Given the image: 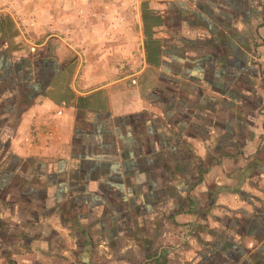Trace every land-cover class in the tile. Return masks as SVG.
I'll return each mask as SVG.
<instances>
[{
    "label": "crops",
    "instance_id": "crops-1",
    "mask_svg": "<svg viewBox=\"0 0 264 264\" xmlns=\"http://www.w3.org/2000/svg\"><path fill=\"white\" fill-rule=\"evenodd\" d=\"M135 1L123 73L0 13L1 264H264V0Z\"/></svg>",
    "mask_w": 264,
    "mask_h": 264
},
{
    "label": "rangeland",
    "instance_id": "rangeland-1",
    "mask_svg": "<svg viewBox=\"0 0 264 264\" xmlns=\"http://www.w3.org/2000/svg\"><path fill=\"white\" fill-rule=\"evenodd\" d=\"M137 4L135 0H0V13L36 28V43L48 36V26L55 27L54 32L69 43L88 42L91 56L121 58L122 62L132 53L139 54L129 50L140 44ZM114 14L120 17L119 26H112ZM120 68L122 73L130 70L123 62Z\"/></svg>",
    "mask_w": 264,
    "mask_h": 264
}]
</instances>
